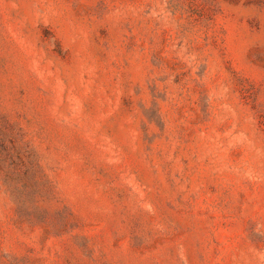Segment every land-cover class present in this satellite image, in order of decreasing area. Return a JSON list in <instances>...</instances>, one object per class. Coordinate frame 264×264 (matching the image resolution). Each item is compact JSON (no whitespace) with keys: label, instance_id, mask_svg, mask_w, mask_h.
I'll list each match as a JSON object with an SVG mask.
<instances>
[{"label":"rangeland","instance_id":"1","mask_svg":"<svg viewBox=\"0 0 264 264\" xmlns=\"http://www.w3.org/2000/svg\"><path fill=\"white\" fill-rule=\"evenodd\" d=\"M0 264H264V0H0Z\"/></svg>","mask_w":264,"mask_h":264}]
</instances>
